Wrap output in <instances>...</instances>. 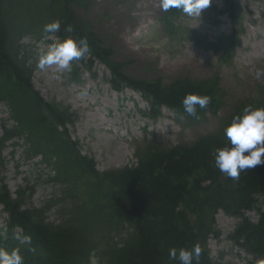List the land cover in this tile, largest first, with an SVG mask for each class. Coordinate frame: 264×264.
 Instances as JSON below:
<instances>
[{
	"label": "trees",
	"instance_id": "16d2710c",
	"mask_svg": "<svg viewBox=\"0 0 264 264\" xmlns=\"http://www.w3.org/2000/svg\"><path fill=\"white\" fill-rule=\"evenodd\" d=\"M222 1V8L214 9L227 14L234 25L229 35L232 47L244 14L238 0ZM86 3L0 0V102L15 122L0 124V204L7 214L0 246L19 247L24 264H92L93 259L98 264H179L169 259V249H191L198 244L202 249L199 264H228L212 260L207 248V238L219 236L214 214L222 210L239 218L228 239L253 257L245 264H264V164L233 180L214 163L216 149L229 143L224 129L233 116L246 105L264 107V85H257L253 97L240 101L216 132L171 147L151 141L136 148V165L98 171L94 159L82 154L78 141L70 137L67 125H73L76 115L66 105L46 101L32 86L35 65L23 39L37 42L49 35L43 32L46 23L60 21L55 37L88 40L91 52L72 62L71 81L80 78L76 70L91 71L100 62L110 71L112 88L140 93L154 116L164 105L194 121L206 118L207 113L215 115L221 102L217 75L164 84L160 79L126 74L125 63L113 58L112 49L75 12L76 7L86 8ZM181 13L175 8L163 11L161 20L170 38L181 30L175 25ZM66 26H71V33L65 31ZM189 93L211 97L206 108H197L199 118L184 112L182 99ZM19 140L25 160L40 156V163L55 170L53 177L41 183L57 185L59 194L40 207L32 199L41 177L35 183L25 179L14 196L7 186L3 151L8 145L15 148ZM248 211L258 214L257 221L246 215ZM16 228L24 238L31 236V245L16 235Z\"/></svg>",
	"mask_w": 264,
	"mask_h": 264
},
{
	"label": "rangeland",
	"instance_id": "374dc122",
	"mask_svg": "<svg viewBox=\"0 0 264 264\" xmlns=\"http://www.w3.org/2000/svg\"><path fill=\"white\" fill-rule=\"evenodd\" d=\"M86 2V8L76 7L75 12L112 49L113 58L125 63L126 74L152 81L160 79L164 84L186 77L199 80L217 75L221 102L216 114L208 113L207 119L177 121L176 115L164 107L162 116L146 120L139 111L148 112L142 98L130 89L122 95L113 92L108 83L109 72L100 63L93 67L94 76L88 71L76 70L81 74L80 84L70 82L67 70L50 66L41 71L35 67L33 86L47 100L67 104L76 113L74 126H70L72 137L80 142L85 154L95 159L99 171L135 164L136 147L149 141L162 146L190 143L201 135L216 132L219 122L240 101L253 97L257 85H264V75L256 78L257 70H264V0H238L244 16L242 25L237 26L242 28L237 34L239 39L232 47H229V34L234 26L213 9V6L221 7L220 0H211L200 17L182 12L176 21L182 30L174 41L168 39L160 22L163 12L160 0ZM24 42L29 44L27 40ZM47 45L41 42L30 47L35 63L39 50ZM215 45L217 49L213 48ZM224 51L230 54L227 60L222 58ZM4 110L0 105V115ZM3 156L6 159L4 175L12 193L24 178L34 182L38 175L44 178L48 174V169L35 163L39 158L24 159L21 145L15 149L7 147ZM52 192L53 188L39 183L33 204L39 205ZM1 208L0 227L5 218ZM250 217L255 220L257 215L251 212ZM215 218L220 236L208 239L211 256L219 259L222 255V262L228 264H244L245 254L227 237L235 219L221 211ZM93 264H98L97 260Z\"/></svg>",
	"mask_w": 264,
	"mask_h": 264
},
{
	"label": "clouds",
	"instance_id": "9594fccd",
	"mask_svg": "<svg viewBox=\"0 0 264 264\" xmlns=\"http://www.w3.org/2000/svg\"><path fill=\"white\" fill-rule=\"evenodd\" d=\"M210 3L211 0H160V7L164 12L175 8L188 16L200 17L202 10ZM60 28V21L53 20L44 25L43 32L54 34ZM65 31L71 33V26H66ZM90 52L86 38L77 41L72 36L63 39L56 37L46 48L39 50L36 67L41 71L50 66L71 71L72 62L83 59ZM262 75L264 70H257L256 78L260 79ZM210 102V96L194 93L186 94L182 99L184 112L195 118H199L197 108L204 109ZM224 135L229 143L216 149L214 163L226 177L238 180L242 172L264 164V107L246 105L242 113L233 116L224 129ZM25 242L31 245V236H26ZM29 250L35 251L34 248ZM201 251L198 244L191 249L173 247L169 249V259L178 260L179 264H193L194 260L199 264ZM0 264H24L20 248L0 246Z\"/></svg>",
	"mask_w": 264,
	"mask_h": 264
},
{
	"label": "bare ground",
	"instance_id": "6f19581e",
	"mask_svg": "<svg viewBox=\"0 0 264 264\" xmlns=\"http://www.w3.org/2000/svg\"><path fill=\"white\" fill-rule=\"evenodd\" d=\"M137 32H139V31H137ZM137 32H136V33H137Z\"/></svg>",
	"mask_w": 264,
	"mask_h": 264
}]
</instances>
